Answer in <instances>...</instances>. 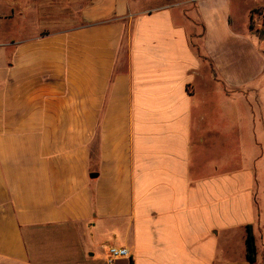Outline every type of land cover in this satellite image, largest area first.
<instances>
[{"label": "crops", "instance_id": "0c3cea01", "mask_svg": "<svg viewBox=\"0 0 264 264\" xmlns=\"http://www.w3.org/2000/svg\"><path fill=\"white\" fill-rule=\"evenodd\" d=\"M8 8L32 28L0 40V264H264L251 10L237 28L229 0Z\"/></svg>", "mask_w": 264, "mask_h": 264}, {"label": "rangeland", "instance_id": "374dc122", "mask_svg": "<svg viewBox=\"0 0 264 264\" xmlns=\"http://www.w3.org/2000/svg\"><path fill=\"white\" fill-rule=\"evenodd\" d=\"M176 2H186L189 0H170ZM192 4V3H191ZM191 4H187L191 8ZM194 4V3H193ZM9 0H0V12L9 10ZM153 4V2L151 3ZM229 7L232 12L234 26L243 28L248 24V11H250V27L259 34L264 41V0H229ZM32 26H22L19 21L0 20V40L20 39L31 33ZM263 85V84H262ZM264 89V85L262 86Z\"/></svg>", "mask_w": 264, "mask_h": 264}, {"label": "built area", "instance_id": "2783aa9c", "mask_svg": "<svg viewBox=\"0 0 264 264\" xmlns=\"http://www.w3.org/2000/svg\"><path fill=\"white\" fill-rule=\"evenodd\" d=\"M129 253L125 248L109 247L107 250V263L112 264L119 258H128Z\"/></svg>", "mask_w": 264, "mask_h": 264}, {"label": "trees", "instance_id": "16d2710c", "mask_svg": "<svg viewBox=\"0 0 264 264\" xmlns=\"http://www.w3.org/2000/svg\"><path fill=\"white\" fill-rule=\"evenodd\" d=\"M245 244H246L247 260L249 261V263H254L256 250H255L254 238L250 231V228H248V231H247Z\"/></svg>", "mask_w": 264, "mask_h": 264}]
</instances>
